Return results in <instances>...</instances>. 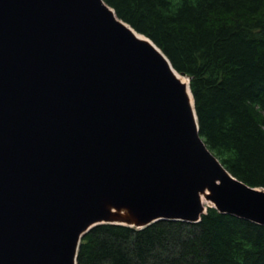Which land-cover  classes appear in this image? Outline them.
<instances>
[{
    "label": "water",
    "instance_id": "1",
    "mask_svg": "<svg viewBox=\"0 0 264 264\" xmlns=\"http://www.w3.org/2000/svg\"><path fill=\"white\" fill-rule=\"evenodd\" d=\"M126 26L103 0H0V264H77L96 225L207 208L264 226V189L223 168L167 57Z\"/></svg>",
    "mask_w": 264,
    "mask_h": 264
},
{
    "label": "trees",
    "instance_id": "2",
    "mask_svg": "<svg viewBox=\"0 0 264 264\" xmlns=\"http://www.w3.org/2000/svg\"><path fill=\"white\" fill-rule=\"evenodd\" d=\"M189 79L199 136L236 180L264 189V0H103ZM77 264H264V226L207 208L197 224H100Z\"/></svg>",
    "mask_w": 264,
    "mask_h": 264
},
{
    "label": "bare ground",
    "instance_id": "3",
    "mask_svg": "<svg viewBox=\"0 0 264 264\" xmlns=\"http://www.w3.org/2000/svg\"><path fill=\"white\" fill-rule=\"evenodd\" d=\"M127 29H129V31L133 34V36L140 40V41H143V42H146L150 45H153L149 40L146 39V37H144L143 35H140L138 33H136L134 30L130 29L128 26H126ZM172 73L173 75L176 77V79L185 87V91H186V94H187V98H188V105L191 109V111H193V100H192V96H191V93L188 89V80L186 77H183L181 75H179L174 69H172ZM200 200H201V204L203 205L204 208L206 207H209L212 205V202L211 200L209 199V196H210V192L205 189L203 192L200 193ZM111 210V213H113V215H116L115 213L116 210L114 209H110ZM118 213L120 214L119 216H122V217H125V212L124 211H118Z\"/></svg>",
    "mask_w": 264,
    "mask_h": 264
}]
</instances>
